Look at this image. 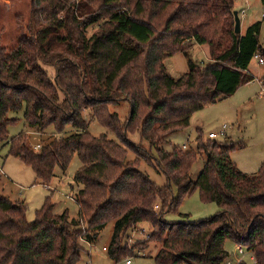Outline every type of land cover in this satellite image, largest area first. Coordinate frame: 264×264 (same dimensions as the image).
Returning a JSON list of instances; mask_svg holds the SVG:
<instances>
[{
	"label": "trees",
	"instance_id": "obj_1",
	"mask_svg": "<svg viewBox=\"0 0 264 264\" xmlns=\"http://www.w3.org/2000/svg\"><path fill=\"white\" fill-rule=\"evenodd\" d=\"M233 11L234 0H29L27 16H16L14 47L1 45L0 28V144L42 184L76 155L74 181L82 186L74 197L79 226L67 211L53 214L49 198L29 222L25 203L0 193V264H80V241L96 239L109 222L106 250L116 262L128 255L121 246L126 232L148 223V241L161 245L155 264H224L227 240L264 264V161L248 175L230 157L234 145L204 143L197 129L205 158L193 181L196 151L160 146L164 136L187 128L196 111L254 80L248 67L255 54L264 59L262 22L237 34ZM195 45H207L211 61L189 60L188 71L173 78L164 61ZM122 101L130 108L124 121L110 111ZM19 111L39 133L52 128L61 135L67 126L74 132L34 149L27 133L8 136L18 120L11 113ZM85 112L117 141L88 132ZM135 134L139 143L129 139ZM128 151L134 159L127 160ZM141 162L164 174L165 185L141 172ZM195 190L219 211L198 222H167L165 214Z\"/></svg>",
	"mask_w": 264,
	"mask_h": 264
},
{
	"label": "rangeland",
	"instance_id": "obj_2",
	"mask_svg": "<svg viewBox=\"0 0 264 264\" xmlns=\"http://www.w3.org/2000/svg\"><path fill=\"white\" fill-rule=\"evenodd\" d=\"M29 0H0V28H3L1 45L10 49L17 43L18 30L16 28V16L23 14L27 16ZM234 10L238 12L241 21V32L255 23L262 22L259 34L260 45H264V5L261 0H234ZM244 10V14H242ZM193 63H205L211 61L207 45H195L188 55L175 53L165 61L166 71L175 79L189 69L188 61ZM49 70L53 76V69ZM249 72L255 76L254 80L242 84L234 94L220 98L213 103L206 104L202 109L196 111L190 118L189 126L183 130L176 131L163 137L160 146L170 151L173 147L181 149L185 143L187 150H195L198 154L197 161L190 171L191 180L195 181L202 170L205 154L197 150L196 136L197 129L202 131L201 141L206 143L209 132L222 130V125H226L224 134H218L216 140L220 142L222 148H235L230 151V157L235 162L238 169L248 175H255L261 163L264 161V65L258 63L253 57L249 65ZM259 79L261 82H259ZM129 104L122 101L110 107V111L115 113L121 121H124L129 113ZM11 116L18 120L8 127V136L25 132L29 136L28 144L34 149H38L43 143L59 136H68L74 132L70 127L59 135L50 128L45 133H39L35 128L25 125L22 119V111L11 113ZM89 121L88 132L94 136L105 134L109 139L116 140L115 135L105 127L101 126L95 119L84 113ZM129 139L134 143L140 142L138 134L129 135ZM142 144L147 146L145 141ZM134 159V154L128 151L127 160ZM81 163L76 155L73 156L67 169L64 171L58 167L54 170V177L48 184H42L35 179V175L30 167L24 165L18 158L9 154L6 143L0 144V193L10 199L11 202H24L26 205V219L31 222L35 218L38 210L46 198L54 204L53 214L68 212L69 221H77L79 226L80 217L78 205L75 201V193L82 187L75 183L74 175ZM139 170L146 174L158 186L162 187L166 183L164 174L158 172L153 167L144 162L139 165ZM173 196H177L176 187H172ZM155 205H159L156 201ZM157 208V207H155ZM158 209V208H157ZM219 211L214 202H204L199 196L198 190L181 197L175 210L165 214L167 222H198L215 215ZM84 226V224H82ZM114 222H109L102 228L96 239L91 241L81 240L83 248L80 264H122L130 257L131 264H155L154 255L160 244L148 241L151 226L148 223H140L129 229L122 239L121 246L126 247L128 255L116 262L109 255L108 248ZM77 226V227H78ZM237 244L231 240L224 243V248L229 253V259L235 261L243 259L247 264H254L252 254L243 249V254H238Z\"/></svg>",
	"mask_w": 264,
	"mask_h": 264
},
{
	"label": "built area",
	"instance_id": "obj_3",
	"mask_svg": "<svg viewBox=\"0 0 264 264\" xmlns=\"http://www.w3.org/2000/svg\"><path fill=\"white\" fill-rule=\"evenodd\" d=\"M242 14H244V10H242ZM254 58H256L258 60V63H260L261 65H264V59L259 55V54H255L254 55ZM226 128V125H222V130H220L218 132V134H221L223 135L224 134V129ZM216 132H209L208 133V138L209 139H214L217 137L218 135ZM181 149L182 150H187V145L184 143L182 146H181ZM155 207H158L157 205H155ZM243 249H245L244 247H242L241 245H237L236 246V250H237V253L238 254H243ZM103 250H106L105 247H103ZM253 256V255H252ZM243 259L241 258H238L236 259L234 262L231 261L229 258H227V260L224 262V264H237L238 262L242 261ZM252 260H254V257H252ZM255 262V260H254ZM122 264H131V259L130 257L126 258Z\"/></svg>",
	"mask_w": 264,
	"mask_h": 264
},
{
	"label": "water",
	"instance_id": "obj_4",
	"mask_svg": "<svg viewBox=\"0 0 264 264\" xmlns=\"http://www.w3.org/2000/svg\"><path fill=\"white\" fill-rule=\"evenodd\" d=\"M233 15H234V32L237 34H240L241 33V21L238 16V12L234 10Z\"/></svg>",
	"mask_w": 264,
	"mask_h": 264
},
{
	"label": "crops",
	"instance_id": "obj_5",
	"mask_svg": "<svg viewBox=\"0 0 264 264\" xmlns=\"http://www.w3.org/2000/svg\"><path fill=\"white\" fill-rule=\"evenodd\" d=\"M242 33V32H241ZM207 49H208V46H207ZM248 71H249V67H248ZM255 77V76H254ZM259 82H261V80L259 79Z\"/></svg>",
	"mask_w": 264,
	"mask_h": 264
}]
</instances>
